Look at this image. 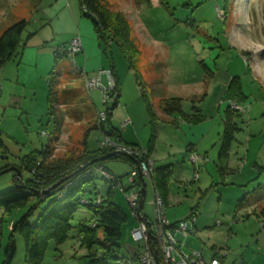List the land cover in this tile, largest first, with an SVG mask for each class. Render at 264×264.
<instances>
[{"label":"rangeland","instance_id":"374dc122","mask_svg":"<svg viewBox=\"0 0 264 264\" xmlns=\"http://www.w3.org/2000/svg\"><path fill=\"white\" fill-rule=\"evenodd\" d=\"M105 6L124 15L138 55L134 66L129 67L114 43L106 45L101 41L97 48L93 39L92 43L86 42L92 51L89 56L92 60L102 58L104 67H108V56L102 49L111 54L120 84L117 108L125 110L124 117L129 120L116 117L118 111L114 110L111 117L125 139L137 141L146 149L152 132L138 82L143 83L159 115L152 155L156 150L169 151L171 155L167 162L155 160L154 165H174L165 216L189 225L194 218V234L186 238L185 252L201 249L204 258H208L214 251L220 255L221 264H264V230L259 215V208L264 205V0H105ZM72 10L81 19L80 26ZM20 19L27 21L23 32L25 45L18 57L0 66V169L24 166L29 157L38 160L46 146L52 151L49 162L57 157L75 156L83 147L89 151L96 149L102 134L93 125L98 111L105 110L111 102L109 97L103 103L99 88L85 90L84 79L74 73V67L84 58L81 51L69 56L64 50L63 44L67 45L77 34L92 32L94 36L92 22L81 16L78 0H0V33ZM56 49L59 58L53 72L57 103L53 106L56 116L61 117L58 130L47 109V74ZM248 66L261 87L256 88L248 75L242 76L244 70L249 72ZM231 74L240 75L245 94L249 95L239 106L230 103L232 109L243 110L235 120L238 129L230 143L226 167L221 170L217 165L221 135L218 134L222 133L224 110L229 104L222 84ZM101 83L108 84L105 75ZM160 96L180 97L181 108L187 114L193 112L192 105L200 106L202 120L191 123L179 119L177 126H173L172 117L160 112L157 106ZM120 123L129 125L122 127ZM191 136L197 144L188 142ZM101 165L106 169L94 167L99 175L97 169L110 170L122 176L123 185L127 183L131 170L128 161L108 158ZM98 174L83 183L85 193L94 188L105 189ZM13 176L12 170L0 174V193L14 186ZM21 177L27 179L31 174L22 169ZM78 180L76 177L64 182L48 199L64 195ZM113 187L114 199L127 216L118 241L120 254L127 257L140 249L131 236L138 220L119 185ZM154 190L146 185L142 211L148 218L152 217ZM46 202L39 204L27 222H34ZM78 202L85 205L83 199ZM141 203L140 193L135 207L138 213ZM84 205L73 213L66 239L59 244L49 241L41 264H100L92 261L100 250L81 245L78 226H89L92 219V212ZM27 208L10 213L0 210V262L11 224ZM192 210L194 214L190 215ZM145 215L138 219L146 218ZM14 238L16 254L12 264H25L23 239L17 232ZM128 261L139 264L135 257Z\"/></svg>","mask_w":264,"mask_h":264},{"label":"trees","instance_id":"16d2710c","mask_svg":"<svg viewBox=\"0 0 264 264\" xmlns=\"http://www.w3.org/2000/svg\"><path fill=\"white\" fill-rule=\"evenodd\" d=\"M78 3L81 15L91 20L95 34L100 43L101 41H103L106 45H112V43H114L122 52L124 58L128 61L129 67L134 66V61L138 55V47L133 41L134 39L131 35L130 24L125 19L124 15L119 11L111 12L105 6V0H78ZM26 25L27 21L25 19H20L1 31L0 66L6 61L16 58L21 54L22 47L25 45V42L23 41V32ZM63 45L65 48L66 45ZM64 50L65 53L68 54L66 49ZM57 52L58 49H56L55 52L56 55L53 60V66L47 74V109L49 113L53 115L56 130L59 129L61 121V117L56 116V109H54L53 106L57 103V98L55 96L56 80L54 79L53 72L54 65L58 62L59 58ZM103 53L106 57L108 56L107 59L109 65L108 67L100 66V68L109 69L111 71L112 76H114L115 84L110 93L111 102L106 105L104 110L106 113L105 119H97L93 127L100 130L102 138L103 136H107L117 144L131 146L136 150V154L128 155L125 153L115 152V155L108 157L128 161L131 164L132 170L137 163L142 160L149 159V155L152 152L155 143L156 123L159 115L155 111L147 93L144 91L143 83L138 82V75L135 74V78L141 86V99L149 116L152 132L146 149L141 148L137 143L122 141L118 131L119 129L115 128L111 122L112 110L118 105L120 84L111 54L108 55L106 50H103ZM68 55L70 56V54ZM158 94L162 93L158 92ZM225 95L229 103L232 102L238 106L241 105V103L247 98L242 90L241 81L237 76H233L229 80L225 90ZM106 102L107 101H103L104 104ZM157 106L160 112L172 117L171 121L180 118L186 120L187 122L196 123L203 118L200 109H198L196 105H192V113H185L181 108L180 97L160 96ZM239 108L240 107H237L234 110L228 104L224 110L223 130L220 135V143L217 151V158L219 162L217 165L221 170L226 167L230 143L234 140V134L238 129V125L235 120L238 116H240L241 111L243 110L242 107L241 109ZM100 142H102V139H100L97 148L94 150L89 151L83 147V149L75 156H68L64 158L57 157L52 162H49V159L52 157V151L50 146H46L45 150L41 153L40 159L37 160L36 158L29 157L30 160L27 159L28 164H25L24 166L17 165L20 176L22 169H26L31 174V177L27 179H23L22 177L17 178L14 173V186L0 193V210L2 213H10L13 209L23 208L26 206H28V208L21 217L16 219L11 224V231L7 237L0 264H12L13 258L16 254V243L14 238L15 232L21 235L24 242L25 264H41L49 241L52 239L55 244H59L66 239L67 233L71 228L70 220L73 213L77 210L79 205H84L78 202L79 199H83L85 201L84 206L92 212V219L89 226L82 224H79L78 226V232L81 234V245L83 244V246L88 249L97 247L100 250V253H97L96 258L92 261L100 264H128V259H134V257L136 258L139 253L138 249L127 257L120 254L121 246L118 244V241L121 237V226L125 222L127 216L124 210L114 199L115 187L111 188L109 181L95 171L96 167L102 166L101 162L103 160L101 157L109 152H114L111 147L105 145L103 146ZM82 143L85 145L84 138ZM192 148L193 147H188V150H192ZM150 159L153 163L151 184L158 192L165 207L168 182L172 176L174 165L172 163L154 165L152 157H150ZM4 168H6V166L3 167V169ZM103 168L106 169L105 167ZM0 170H2V168ZM108 171L115 176L116 181L121 184L120 189L124 192V194H126L125 189L129 186L128 181L125 185H123L122 176L116 175L110 170ZM95 174H98L100 178L103 179L105 189L96 191L94 188L92 192L85 193L86 191L83 189V183L96 177ZM76 177L79 178L77 184L71 187L67 193L62 196L61 194H58L55 198L50 200L48 199V197L55 193L64 182L69 181L70 179L73 180ZM135 181L137 184H141L139 178ZM48 186H50L49 189H45L48 188ZM32 197L34 199L31 201ZM143 199L139 216L144 215L142 211ZM45 201H47L46 204L41 208L34 222H27L28 216L36 210L41 202ZM131 211L136 220H138L139 216L136 210L133 208ZM192 214H194L193 210L190 215ZM259 215L261 217L262 228L264 230V205L259 208ZM169 221L175 224L184 220ZM192 228H195L194 221ZM192 234H194V231ZM188 236L181 239L184 246H187L186 238ZM193 250L200 252L204 257L201 249ZM211 257L218 258L220 261V255L214 251L208 258L205 259H210Z\"/></svg>","mask_w":264,"mask_h":264},{"label":"built area","instance_id":"2783aa9c","mask_svg":"<svg viewBox=\"0 0 264 264\" xmlns=\"http://www.w3.org/2000/svg\"><path fill=\"white\" fill-rule=\"evenodd\" d=\"M65 49L66 52L70 55L80 51L81 43L79 37L76 36L71 38ZM103 75L106 76L108 82L106 86H103L101 83V78ZM113 87L114 78L109 69L98 68L93 75H84V88L86 90H90L93 88H99L100 90H102L103 101H107V99L111 97L110 93ZM98 112V120H104L106 117L105 111L103 110ZM42 134H44V132H42ZM100 144L103 146L105 145L111 147L116 153H125L128 155L137 153L136 150L131 146L117 144L107 136H103L102 142H100ZM191 156L192 160H194L195 156ZM97 170H99V173L109 181V184L111 186H116V184H118L121 188V184L116 181V178L112 173L103 169ZM152 171L153 163L150 158L137 163V165L131 171H129V186L125 189V191H127L128 193L125 194V197L131 209L134 208V210H136L135 207L140 194L141 184H137L135 180L138 178V175L141 174L143 180L145 181V185L150 184L152 186ZM153 194L154 197L152 201V217L148 218L145 216L146 218L138 219L135 227L131 230L132 239L139 243L140 249L139 253L136 256L138 263L221 264L218 258L211 257L210 259H205L202 254L196 250L192 249L189 252H185V246L181 239L193 233L194 229L190 226L193 227L194 218H191L190 225L186 221H179L175 224L171 223L165 216L164 206L158 192L154 190ZM128 264H131V262L128 261Z\"/></svg>","mask_w":264,"mask_h":264},{"label":"crops","instance_id":"0c3cea01","mask_svg":"<svg viewBox=\"0 0 264 264\" xmlns=\"http://www.w3.org/2000/svg\"><path fill=\"white\" fill-rule=\"evenodd\" d=\"M78 6H79V3H78ZM72 15H73V17L77 20V22H78V25L79 24H81V19L80 18H78L77 17V12H74L73 10H72ZM76 14V15H75ZM76 16V17H75ZM82 16V15H81ZM85 17V16H84ZM87 18V17H86ZM80 26V25H79ZM91 29V28H90ZM92 29H93V31H94V28H93V24H92ZM74 33H75V31H74ZM76 34V33H75ZM77 36L79 37V39H80V43H81V49H80V51H81V53L83 54V60H82V63H80L79 64V66L78 65H76V67H74L75 68V72L74 73H79L80 74V79L82 80V79H84V75H86V76H91V75H89V74H94L95 73V71H93L95 68H96V66H102V67H104V65H103V61H102V58L100 59V58H98V56H97V60H92L91 58H90V56H89V54L90 53H92V51L89 49V48H87V46H86V42H87V40H89L90 41V43H92V41H93V39L95 40V42H96V45H97V48L99 47V46H101V43H100V41H99V39H98V37L96 36V34H95V31H94V36H93V34H92V32H91V35L90 34H86V33H83L81 36L79 35V34H77ZM74 37H76V36H74ZM73 38V37H72ZM66 45V44H65ZM80 51H78L77 53H79ZM102 52H103V49H102ZM76 54V53H75ZM104 54V53H103ZM98 55V54H97ZM13 59V58H12ZM248 70H249V72H247V71H243L241 74H242V76L243 77H245V76H247L248 75V79H249V81L250 82H255V79L252 77V74H251V69L249 68V66H248ZM249 73V74H248ZM240 74V73H239ZM239 74H231L226 80H224V82H223V90H224V92H225V90H226V87H227V85H228V82H229V80L233 77V76H237L238 78H240V75ZM119 78V77H118ZM83 81V80H82ZM240 81H241V79H240ZM256 83V88H258V87H261L260 86V84H258L257 82H255ZM241 85H242V82H241ZM242 90H243V92H244V94H245V91H244V89H243V86H242ZM207 93V92H206ZM247 97H248V95L249 94H245ZM250 96H252V95H250ZM198 107V106H197ZM198 109H200V106L198 107ZM114 110V113L116 112V111H118V113L117 114H119L120 116H118L117 114H116V117H121L122 116V120L123 119H127V120H129V118H128V116H126V117H124L125 115H124V111H122L121 109H119V107L117 108V106L113 109ZM200 112H201V109H200ZM114 113L112 114V115H114ZM202 114V113H201ZM126 115H127V113H126ZM203 115V114H202ZM175 119V118H174ZM179 119L180 118H177L176 120H174V121H172L171 123H172V125L173 126H177V124H178V122H179ZM113 118L111 117V122H112V124H113ZM172 120V119H171ZM170 120V121H171ZM181 120V119H180ZM128 125L129 124H126V123H124V124H122V123H120V126H122V127H128ZM115 128H117V129H119L118 131H119V134H120V136H121V139H122V141H124V142H128V143H137L138 145H139V143L137 142V141H128L127 139H125L123 136H122V134H121V130H120V128L116 125V126H114ZM221 129H222V125H221ZM207 130H209L208 128H207ZM206 130V131H207ZM203 131V130H202ZM221 132V131H220ZM203 134H205L204 132H203ZM221 133H219L218 135H220ZM193 138H195L194 136H191V137H189V138H187V140H188V142H190V144H192V145H194V144H197V140H196V142H193L192 141V139ZM198 139H199V137H198ZM173 149H174V147H172ZM197 148V147H196ZM179 150H181V147H179L178 148ZM161 152H164V154L163 153H161ZM151 157H152V159H153V162H155V160H160V162H167L168 161V159L170 158V155H171V153L169 152V151H154V154L152 155V152H151ZM155 164V163H154ZM164 164H166V163H164ZM174 171V170H173ZM144 214V213H143ZM145 215V214H144ZM146 216V215H145ZM147 217V216H146Z\"/></svg>","mask_w":264,"mask_h":264},{"label":"water","instance_id":"95a60500","mask_svg":"<svg viewBox=\"0 0 264 264\" xmlns=\"http://www.w3.org/2000/svg\"><path fill=\"white\" fill-rule=\"evenodd\" d=\"M115 154H116L115 152H109V153H107L106 155L102 156L101 159H102V160L107 159L108 157L113 156V155H115ZM8 170H12V171L15 173V175H16L17 178H20V177H21V176H20V172H19V170L17 169V167H8V168H4V169L0 170V174L6 172V171H8ZM138 176H139V179H140V181H141V185H142V186H141V198L143 199V198L145 197V182H144V180H143L141 174H139ZM138 207H140V202H139V206H138Z\"/></svg>","mask_w":264,"mask_h":264},{"label":"bare ground","instance_id":"6f19581e","mask_svg":"<svg viewBox=\"0 0 264 264\" xmlns=\"http://www.w3.org/2000/svg\"><path fill=\"white\" fill-rule=\"evenodd\" d=\"M162 200V199H161ZM162 204H163V202H162ZM163 206H164V204H163Z\"/></svg>","mask_w":264,"mask_h":264},{"label":"clouds","instance_id":"9594fccd","mask_svg":"<svg viewBox=\"0 0 264 264\" xmlns=\"http://www.w3.org/2000/svg\"><path fill=\"white\" fill-rule=\"evenodd\" d=\"M138 178H139V176H138ZM141 182V181H140ZM146 188V187H145Z\"/></svg>","mask_w":264,"mask_h":264}]
</instances>
